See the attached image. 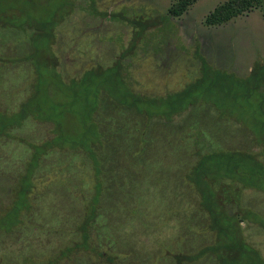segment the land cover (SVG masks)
<instances>
[{"label": "rangeland", "instance_id": "1", "mask_svg": "<svg viewBox=\"0 0 264 264\" xmlns=\"http://www.w3.org/2000/svg\"><path fill=\"white\" fill-rule=\"evenodd\" d=\"M67 1L8 0V5L21 11L14 15L17 21L33 22L40 28L34 31L33 27L28 26L20 29L0 27V125L1 118L4 122L12 120V114L18 112L20 101L29 96L31 99L27 110L42 120L31 116L22 127L14 128L12 132L31 141L43 140L51 134L48 138L52 136L49 139V143H52L54 136L61 132L64 138H57L55 142L66 147L84 145L87 138L83 137V132L98 127L97 132L100 133L101 124L103 127L107 125V128L125 127L122 118L126 117V127L136 132H133L131 143L136 147L146 146L141 154L140 149L136 148L138 157H129L124 153L126 148H120L130 143L126 132H121L120 136L116 134V139L109 141L118 144V149L109 147V159L115 173L121 176L128 172V179L124 180L129 187L108 189L115 192L114 195H120L119 205L123 199L130 200L119 217L118 223L124 227H121L119 240L126 245H135V250L141 252L136 254H141L142 261H148L146 264H156L161 260L160 255L167 254L166 248L172 252L179 249L194 251L211 237V231H205L197 192L182 174L187 163L194 160L186 148V141L181 139L185 133L182 123L192 112L191 108L169 122L162 119L147 121L144 116H138L128 107L110 99L107 92L124 104H139L152 110L156 108L152 99L174 94L194 77L191 74L197 73L198 52L212 65L247 74L255 60L264 58V16L261 10L254 7L226 22L209 25L204 21L206 14L223 0H195L180 15L170 18L167 8L173 0H98L102 10L128 6L131 14L136 17L148 14L153 22L146 28H141V25L129 27V31L124 23H114L103 29L100 32L102 36L97 37L104 43L114 40V47L112 44L109 46L113 47V52H118L119 57H124L116 58L112 63L111 53L102 52L101 59L94 63L87 58L94 53L90 46L91 39L98 35L100 29H97V25L84 23L85 12L75 11L69 20L56 25L60 11L68 7ZM62 2L66 5H60ZM158 22L161 24L158 25ZM131 30H135L134 40L138 43L129 50L128 41L133 37L130 36ZM17 57H24V61H13ZM128 86L131 92L125 93ZM91 100L99 105L100 113L98 111L94 115L100 117L99 125L98 118L93 117L94 125L88 119L89 107L86 105ZM121 108H126L127 114L120 115ZM196 116L197 113H191L189 118ZM44 117L49 119L43 121ZM230 121L216 126L210 117L200 116V122L207 131L215 128L213 138L222 146L251 150L247 148L251 135L239 123ZM52 123L56 125L52 126ZM171 127L175 132L170 131ZM139 131H143L142 136ZM93 135H96L94 131ZM70 150L66 149L68 154L62 155L56 152L53 157L54 162H58V156L62 161L67 157L70 163L67 177L52 171L49 175L53 185H48L47 180H38L36 190L39 193L37 198L36 194L31 198V207H35V212L25 217L21 227L0 233V257L21 259L30 251L46 254L55 250L70 235L74 220L71 203L78 201L72 197V191L76 187L90 189L82 185L87 183L90 169L82 177L76 172L80 165L75 167L73 163L75 157L82 165L85 157L79 156L82 152L73 153ZM119 150L123 152L122 155ZM28 153V147L16 139L5 137L0 140L1 189L7 190L11 182L8 173L20 170V158H25ZM49 154L53 155L54 152ZM103 165L113 169L105 162ZM1 192L0 200L4 198ZM3 201L5 203L6 198ZM241 204L261 214L264 219L263 190L243 188ZM3 210L0 205V226L7 223L11 214L8 208ZM262 222L264 224V220ZM240 233L264 257V227L244 220ZM246 262L240 260L239 264ZM85 263L82 260L79 264ZM184 264L213 262L210 258L202 257Z\"/></svg>", "mask_w": 264, "mask_h": 264}, {"label": "trees", "instance_id": "2", "mask_svg": "<svg viewBox=\"0 0 264 264\" xmlns=\"http://www.w3.org/2000/svg\"><path fill=\"white\" fill-rule=\"evenodd\" d=\"M194 1L173 0L167 8V16L170 18L180 15ZM7 3H9L8 0H0V27L8 26L20 29L28 26L33 27L34 31L40 28L33 22L17 21L14 15L21 11L17 9L18 7H11ZM99 3L98 0H68V7L60 11L56 25L69 20L70 15L75 11L85 12L84 23L92 26L97 25V29H100L98 35L91 39L90 46L92 45L94 53L86 58H91V62L98 63L102 52H108L111 53L110 58L113 63L116 58H122L124 55L119 57L117 51L113 52L114 45L112 43L114 40H110L111 43L102 42L97 37L101 35L100 32L114 23H124L125 29L137 27L136 25L146 28L152 25L153 19L148 14L136 17L133 13L128 12V6L117 7L114 10L109 7L102 10ZM62 4L66 5L64 2L60 5ZM254 7L259 8L264 16V0H223L206 14L204 21L209 25L220 24ZM157 24L160 25L161 22ZM134 31L130 35L133 37L128 41L129 50L130 47H134L138 43L134 40ZM111 44L113 47L109 46ZM197 56V73L191 74L194 77L189 80V83L177 89L174 94L168 93L165 94L166 96H158L159 99H152V103L156 106L152 110L141 107L139 104L136 106L124 104L121 99L111 92H107L110 99L128 107L136 115L144 116L147 121L162 119L164 122H169L174 115L184 113L190 108L191 113H197V116L191 119L189 118L190 113L187 116L188 120L186 118L182 123L185 133L181 139L186 141V148L194 157V160L184 167L185 170L182 174L183 178L197 192L205 231H211V237L192 252L182 249L172 252L166 248L167 254L160 255L161 260L156 264H184L194 262L202 257L210 258L213 264H239L240 260H247V264H264V257L258 254V250L249 245L240 233L244 220L259 223L264 227L262 222L264 219L261 214L241 204L243 188L253 187L264 191V58L255 60L247 74L243 75L208 63L200 52L197 53ZM14 60L24 61V57L13 58ZM200 83L202 84L200 85ZM126 92H131L129 86L125 88ZM30 99L29 96L20 101L18 112L12 114V120L9 122H4L1 118L0 140L5 137L16 139L28 147L29 153L25 158H20L22 163L20 170L12 174L8 173L11 182L8 184L7 190L0 188V192L3 190L1 192L2 196L4 195L3 199L6 198L5 203L3 199L0 200L2 210L8 208L11 213L7 223L0 226V233L10 232L21 227L25 223V217L35 212V207H31V198L34 194L37 198L39 193V190H36L38 180H47L48 185H53L49 175L52 171H58L67 177L69 160L66 157V160L62 161L59 159L61 156H58V162H54L53 157L56 152L60 155L68 154L66 151L68 148L73 153L82 152L79 156L85 157V163L79 164L78 158L75 157H73V163L75 167L80 165L76 172H79L82 177L90 169L87 183L82 184L90 189L76 187L77 189L72 191V197L78 201L71 203L74 218L71 233L55 250L46 254L30 251L24 254L21 259L1 256L0 264H79L82 260L86 262L85 264H146L148 261L143 262L141 259L143 256L136 254L141 252L135 250V245H126L125 242L122 243L119 240L121 229L124 228L118 223L119 217L122 209L130 200L124 201L125 199H123L119 205L120 195H114L115 192L108 191L112 187L113 189L114 187L117 189L129 187V184L124 180L127 178L128 172L123 174L124 176H118L115 173V167L110 163L109 147L111 146L113 150L118 149L117 143L109 142L111 138L114 140L116 134L120 136L121 132L127 133V138L131 139L130 143H127V147L122 145L120 148H126L124 153L129 157H138L136 148L140 149L139 154H141L146 144L136 147L131 143L133 142L132 136L136 132L132 131L131 127H126L125 115L122 116L125 117L122 118V122L126 123L125 127L108 126L107 128L106 124L104 127L101 124V134L97 132L98 127L93 130L96 135H93L92 130H89L90 133L87 136L86 133L89 131L83 132V137L87 138V143L84 145L73 144L66 147L62 143L55 142L57 138L60 140L64 138V134L61 132L54 136L55 139L53 138L52 143H49L52 136L48 138L51 134L39 141L25 139L13 133L12 129L22 127L31 116L38 121L42 120L35 117L31 110H27ZM86 106L89 107L87 115L90 123L96 124L93 121V117H95L98 118L99 123L97 122V124L99 125L100 117L94 116L99 111V105L91 100ZM125 109L121 108L120 115L127 114ZM201 115L210 117L216 126L230 120L239 123L251 135V139L249 137L251 142L247 143V148H251V150L228 149L222 146L218 140L213 138L216 132L215 128L207 131L206 126L201 124ZM46 119L49 118L44 117L43 121ZM54 125L56 124L52 123V126ZM172 129L173 127L170 128V131ZM138 133L142 136L143 131ZM51 152L54 154H49ZM119 152L121 153L120 150ZM46 159L47 162H45ZM103 162L112 166L113 169L104 167ZM74 183L76 184V181Z\"/></svg>", "mask_w": 264, "mask_h": 264}, {"label": "crops", "instance_id": "3", "mask_svg": "<svg viewBox=\"0 0 264 264\" xmlns=\"http://www.w3.org/2000/svg\"><path fill=\"white\" fill-rule=\"evenodd\" d=\"M251 68V67H250ZM250 70V69H249ZM182 114H184V113H180V114H176V115H174V116H181Z\"/></svg>", "mask_w": 264, "mask_h": 264}]
</instances>
